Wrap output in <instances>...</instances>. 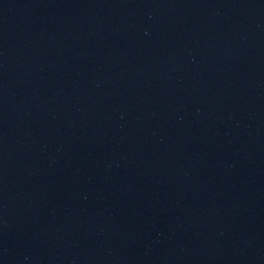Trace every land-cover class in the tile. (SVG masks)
Listing matches in <instances>:
<instances>
[{"label":"water","instance_id":"water-1","mask_svg":"<svg viewBox=\"0 0 264 264\" xmlns=\"http://www.w3.org/2000/svg\"><path fill=\"white\" fill-rule=\"evenodd\" d=\"M0 264H264V0H0Z\"/></svg>","mask_w":264,"mask_h":264}]
</instances>
